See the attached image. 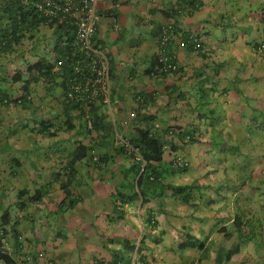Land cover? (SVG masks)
<instances>
[{
	"label": "crops",
	"instance_id": "1",
	"mask_svg": "<svg viewBox=\"0 0 264 264\" xmlns=\"http://www.w3.org/2000/svg\"><path fill=\"white\" fill-rule=\"evenodd\" d=\"M99 12L97 36L111 61V108L100 104L90 112L99 120L98 129L85 127L84 115L69 130L61 125L64 93L48 95L39 86L33 109L9 110L11 120L22 116L24 127L9 128L0 140V229L1 216L9 210L20 241L9 234L0 254L9 255L13 264H183L184 252L187 264H213L198 249L185 251L184 226L193 235L196 228L203 230L185 222L192 211L166 199L162 207L172 215L158 213L159 224L151 227L146 209L157 210V204L142 208L140 200L132 203V193L124 187L120 193L126 199L119 197L123 182L133 179L129 170L134 163L119 147L121 139H132L141 129L160 137L164 163L199 168L205 204L224 196L209 182L213 172L244 168L254 182L264 181V55L256 50L264 39V0H106ZM164 28L171 31L169 53L179 70L152 74L165 56ZM188 37L198 38L204 51H193ZM43 121L51 124L50 132H39ZM108 125L113 142L105 140ZM253 132L261 138L246 141ZM193 133L199 142L186 144L184 136ZM225 133L234 147L243 145V159L239 153L225 155L226 164L217 159L209 136ZM80 146L88 148L81 160L75 159ZM227 176L236 183L233 174ZM42 189H50L49 194L21 212L16 193L27 190L29 199ZM48 214L55 216L49 223ZM204 217L211 227V215ZM222 226L213 228L217 243ZM203 236L216 250L209 235ZM242 250L220 264H264Z\"/></svg>",
	"mask_w": 264,
	"mask_h": 264
},
{
	"label": "trees",
	"instance_id": "2",
	"mask_svg": "<svg viewBox=\"0 0 264 264\" xmlns=\"http://www.w3.org/2000/svg\"><path fill=\"white\" fill-rule=\"evenodd\" d=\"M100 22H98L95 28L92 40L95 47L103 48L97 36V28ZM41 27H48L52 29L54 33V41L50 49H46L47 47L44 46V49L48 51H38L40 49L39 43L35 48L30 44L36 40L37 32ZM169 33L171 36L170 29ZM196 39L198 38L188 37L186 39V41L189 40V47L196 52L204 51V45ZM172 40L173 38L171 37L163 54L171 58L170 64L175 65L176 69L172 70V68H168V66L161 62L158 64V67L150 71V73L175 74L178 72V62L175 57L169 53L170 46L173 44ZM73 41L74 29L71 25L67 24L62 17L61 19L47 18L33 6L24 5L22 0H0V108L8 109L7 111H0V126L24 127V119L21 115H19L20 117H16V121H14L8 117L7 113L11 109H16L19 113L23 110L33 109L34 97L39 86L43 89H47L48 95H53L60 85L62 87L64 86V95L60 104L64 111L65 118L64 121H62L64 124L61 125H66L69 130H72L76 127V121L80 120L82 122L85 115L82 108L68 98L69 83L72 80L82 78L80 69L84 65L81 63L83 57L80 51L71 49L69 46L65 45ZM197 43H199L200 46L196 48ZM259 45L260 43L257 44L256 50L259 54L264 55V52L259 51ZM29 46L30 50L28 49ZM36 49L37 53H31L32 55L29 57L28 52H32ZM59 79L62 80V82H60ZM142 99L145 101V97ZM100 104L101 103H97L91 106L89 111L93 113V108ZM76 111L80 112L78 117L74 116ZM84 122L86 125L85 127L88 129L95 128L96 130L99 128V120H97V118L94 119L93 115ZM106 124L107 123L104 125ZM40 126L42 127L41 130H39L40 133H45V131L50 132L51 124L47 126V121H43ZM107 127L108 134L105 136V140L113 142L112 127L111 125ZM53 133L54 134H51L52 136L55 135V132ZM195 135L194 133L185 135L184 139L186 140V144L190 142H199ZM127 140L135 148V151L129 152L123 145H120L119 148L122 153L128 155L134 161L129 170L133 174V179L131 180V178H128L127 181L123 182L124 185L118 190L119 197L126 199L120 193L124 187V190L129 189L132 193V195L128 197L131 199L132 203L140 200L142 208H147V205L152 203L157 204L159 207L157 210L151 207L146 209L148 211L146 219L149 221L151 227L159 224L160 220L158 218V213H162L165 216L172 215V211L166 208L163 209L162 207L165 206L166 199L169 198L175 202V205H177L175 206L176 208L182 207L186 209L185 212L192 211L193 213L190 214V217L198 219L195 213L201 211L202 207L206 204L203 203L204 195H202L200 200V197L196 198L193 193L195 190L201 191L202 187L197 182L174 185L167 180L169 173H173V175H177L179 172L187 173L191 169L189 164L179 163L178 161L177 163H164L165 142L160 137L151 134L147 129L137 131L136 137ZM212 143L214 144L215 141L213 140ZM177 148L179 149V147ZM87 149L88 148L84 146H80L79 149H76L75 155L77 158L75 157V159H83L86 156ZM249 157L250 156H247V158ZM241 169L245 173V169ZM249 181L252 182L253 180L249 178L246 180L245 184H248ZM259 190L261 193H264L262 187L260 189H252L251 187L249 192L255 193V191ZM49 192L50 189L38 190L34 195L30 196L29 199H26L25 197L29 195V192H27V190L19 191L16 193L18 198L17 206L21 212H24L30 201L38 202L42 197L49 194ZM216 202V200H211L209 202L208 207L210 211H214L213 204L215 205ZM72 207H74V205ZM220 213V210H215L213 217L219 218ZM250 213L251 211L248 208H243L242 210L238 209V212L233 218L227 217L226 222L223 223V226L218 231L221 240L215 244L217 245L215 247L217 248L216 250H212L211 245L207 246L206 241L196 238V236L191 234L190 227L184 226L187 238V242L185 243L186 248L198 249V251L201 252V256L213 259L217 264L225 260L230 261L235 255L239 254L244 247L247 248V252H250V250H252L251 247L245 245L248 241L253 240L251 234L253 231L252 229H254V223L246 219L247 215ZM228 216L230 215L228 214ZM45 218L48 223L53 219L49 217V214ZM227 221L229 222L227 223ZM1 223L4 229H0V248L8 241L9 234H12L15 240L20 241L18 237L19 230L13 222L9 210H6L1 216ZM248 225L249 227H246ZM7 227H10V231L7 230ZM235 234L238 237V242L233 239ZM18 241L17 244L19 243ZM1 260L4 264H13L9 255L3 253L0 254V261Z\"/></svg>",
	"mask_w": 264,
	"mask_h": 264
},
{
	"label": "rangeland",
	"instance_id": "3",
	"mask_svg": "<svg viewBox=\"0 0 264 264\" xmlns=\"http://www.w3.org/2000/svg\"><path fill=\"white\" fill-rule=\"evenodd\" d=\"M35 39L36 40L33 43H30L32 46H34V48L37 47V44L39 43L40 49L38 51L40 50L48 51L46 49H50L51 45L53 44L54 33L52 29L48 27H41V29L37 32ZM44 46H46L47 48L44 49ZM28 49L30 50V46L28 47ZM36 51L37 49L32 52H28V56L30 57V55H32L31 53H37ZM57 92L61 94L63 92V89L59 88L57 89ZM201 107L205 109V105H202ZM7 110L8 109L6 108H0V111H7ZM9 128L11 127L0 126V140L4 139L3 133L4 132L6 133V131ZM209 138L211 141L213 140L215 141L213 145V148H214L213 153L216 154L217 159L218 158L222 159L221 160L222 163L226 164L224 160L225 155L232 157L236 153H239L241 159L245 157L244 154H242L243 145L241 144L239 146V144L236 143V147H234L231 143L232 137L228 133H225L221 136L220 135L209 136ZM250 138L258 140L261 138V135H259L257 132L256 133L253 132V135L249 137L246 136L245 139L246 141H248ZM228 146L230 149L217 152L218 148L221 149V148H225ZM229 164H230V161H229ZM244 171L245 173L243 172L241 168H236V167L235 168L233 167L225 168V172L220 175L219 173L215 174L213 171H211L213 173L211 174V178L209 179V182L212 183L215 187H217V189L220 188V190H222V192L224 193V196L219 195V198L216 199L217 202L215 203V205L213 204L214 211L220 210L221 212L219 218L213 217L214 211L213 212L210 211L208 204H206V206H204L205 208H203L202 211H198L195 213L198 219H194L192 217H187V218L185 217L186 218L185 222L188 224L193 223L203 228V230H200L199 227L196 228L195 231L193 232L194 235L201 238L205 233H207L209 235L207 238L210 239L208 243L211 244L213 242L216 244L218 237L216 236L215 229H217L220 226V224H223L224 222H226L227 217L233 218L238 212V209L242 210L243 208H248L251 211V213L247 215L246 219L250 221L251 223H254L253 224L254 229H252L253 231L251 234V237L253 238V240L248 241L245 245L250 246L252 249L250 250L251 254H249V255H252L251 259H254L255 256H259L258 259H262V261H264V193H261L260 190L255 191V193L249 192V190H251V187L252 189L253 188L260 189L262 187L264 190V181L261 180L263 181L261 183L249 181L248 184H245L246 180L249 179L250 174L247 170H244ZM199 173H200L199 168L192 167L187 173L179 172L176 176L173 175V173L172 174L169 173L167 176V180L170 181L171 183H174V185L191 184L193 182H197L200 185L201 182H199V178H200ZM229 174H233L235 176L236 183L231 182V180L227 178L228 177L227 175ZM200 194L201 196L203 195V193L199 190H195L193 193V195L196 198H199ZM208 194L211 195V192H208ZM213 197H215L214 191H213ZM200 200H201V197H200ZM170 207L171 209L174 208L172 204ZM174 210H176V208H174ZM204 214H207V215L209 214V216L211 215L209 219L211 227L207 223L208 221L207 218L203 219ZM228 214L230 216H228ZM200 216H202V220L199 219ZM49 217L54 218L55 216L49 214ZM246 227H249V225ZM202 238L204 239L206 237L203 236ZM233 239L234 241L238 242V237L236 234L234 235ZM190 249L191 248L189 247V250ZM181 250H182L181 248H177V251H181ZM185 251L188 253V249H186ZM246 252H247V248L244 247L242 250V253H246ZM183 256H185L183 260L184 261L183 264H187V259H186V255L184 252H183ZM213 264H216V262H214Z\"/></svg>",
	"mask_w": 264,
	"mask_h": 264
},
{
	"label": "built area",
	"instance_id": "4",
	"mask_svg": "<svg viewBox=\"0 0 264 264\" xmlns=\"http://www.w3.org/2000/svg\"><path fill=\"white\" fill-rule=\"evenodd\" d=\"M106 0H22L24 5L33 6L43 16L53 19H61L74 29V41L66 43L71 49H77L82 54L83 67L80 75L83 78L72 80L69 85L68 98L79 105L85 116L90 118L91 106L101 103L111 108L112 101V76L111 61L107 49L95 47L93 35L100 22V6ZM116 30L119 26L116 25ZM171 39L169 29L164 28L161 36V47L166 46ZM195 40V39H194ZM192 40V41H194ZM200 44L197 43V47ZM259 51L264 52V40L259 45ZM171 58L163 56V62L168 68L176 69L170 64ZM121 144L129 151L135 148L127 139H121Z\"/></svg>",
	"mask_w": 264,
	"mask_h": 264
},
{
	"label": "clouds",
	"instance_id": "5",
	"mask_svg": "<svg viewBox=\"0 0 264 264\" xmlns=\"http://www.w3.org/2000/svg\"><path fill=\"white\" fill-rule=\"evenodd\" d=\"M193 38H194V37H193ZM263 40H264V39H263ZM263 40H262V41H263ZM262 41H260L259 43H261Z\"/></svg>",
	"mask_w": 264,
	"mask_h": 264
}]
</instances>
